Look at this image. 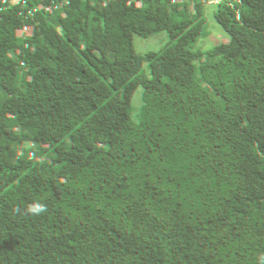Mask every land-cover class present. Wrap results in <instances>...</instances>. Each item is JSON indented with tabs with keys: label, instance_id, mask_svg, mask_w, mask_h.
I'll list each match as a JSON object with an SVG mask.
<instances>
[{
	"label": "trees",
	"instance_id": "1",
	"mask_svg": "<svg viewBox=\"0 0 264 264\" xmlns=\"http://www.w3.org/2000/svg\"><path fill=\"white\" fill-rule=\"evenodd\" d=\"M227 3L0 0V264L91 263L28 185L118 264H261L264 0Z\"/></svg>",
	"mask_w": 264,
	"mask_h": 264
},
{
	"label": "rangeland",
	"instance_id": "2",
	"mask_svg": "<svg viewBox=\"0 0 264 264\" xmlns=\"http://www.w3.org/2000/svg\"><path fill=\"white\" fill-rule=\"evenodd\" d=\"M217 13L223 18L231 15L233 13V6L231 4V0H228L227 5L218 9ZM247 33L249 36H251L250 32L247 31ZM232 35L234 42L238 46H241V41L236 31L232 30ZM215 51L218 55L222 54L221 50L217 47H215ZM27 189L35 196L36 199L40 200L41 202L53 205L57 208L67 209L78 219L88 221L89 227L85 232V234L88 242L91 245L92 259L90 264H118L120 261L125 259H131V260H137L143 262L141 255L137 252H129L126 251L124 248H121L118 251L110 252L108 250L96 246L92 241V238L95 235V229L93 225L90 224V216L86 212L80 210L74 203H70L62 198H59L52 191L38 190L34 185H28ZM147 264H161V263L159 261H156V262H148Z\"/></svg>",
	"mask_w": 264,
	"mask_h": 264
},
{
	"label": "clouds",
	"instance_id": "3",
	"mask_svg": "<svg viewBox=\"0 0 264 264\" xmlns=\"http://www.w3.org/2000/svg\"><path fill=\"white\" fill-rule=\"evenodd\" d=\"M15 210L19 211L18 208ZM25 211L27 214L39 216L47 212V205L40 201H32L31 203L27 204ZM261 264H264V256L261 257Z\"/></svg>",
	"mask_w": 264,
	"mask_h": 264
}]
</instances>
